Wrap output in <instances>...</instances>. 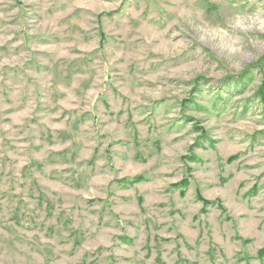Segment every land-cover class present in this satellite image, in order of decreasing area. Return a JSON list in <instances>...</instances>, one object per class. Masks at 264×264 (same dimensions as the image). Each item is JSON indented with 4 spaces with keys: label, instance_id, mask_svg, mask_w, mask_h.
<instances>
[{
    "label": "rangeland",
    "instance_id": "rangeland-1",
    "mask_svg": "<svg viewBox=\"0 0 264 264\" xmlns=\"http://www.w3.org/2000/svg\"><path fill=\"white\" fill-rule=\"evenodd\" d=\"M261 99L264 0H0V264H264Z\"/></svg>",
    "mask_w": 264,
    "mask_h": 264
},
{
    "label": "trees",
    "instance_id": "trees-1",
    "mask_svg": "<svg viewBox=\"0 0 264 264\" xmlns=\"http://www.w3.org/2000/svg\"><path fill=\"white\" fill-rule=\"evenodd\" d=\"M260 103L262 104V106L264 107V100H260ZM200 200L202 201V199L200 198ZM202 204H204L205 206L207 205V203L206 202H202ZM219 207L220 208H222V210H224V208L223 207H221L220 205H219ZM260 253H262V254H264V249H262L261 251H260Z\"/></svg>",
    "mask_w": 264,
    "mask_h": 264
}]
</instances>
